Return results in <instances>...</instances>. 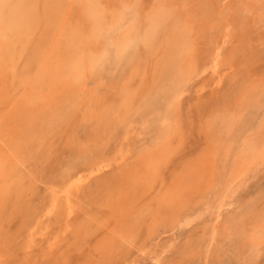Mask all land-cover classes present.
Returning <instances> with one entry per match:
<instances>
[{
  "label": "rangeland",
  "instance_id": "rangeland-1",
  "mask_svg": "<svg viewBox=\"0 0 264 264\" xmlns=\"http://www.w3.org/2000/svg\"><path fill=\"white\" fill-rule=\"evenodd\" d=\"M152 1L155 0H144L148 5ZM234 1L191 0V4L195 3V9L201 11L203 8L206 12L211 8L222 10L235 4ZM155 43L140 49V59H143L136 64L142 81L139 77L133 80V67L127 69L124 63L105 62L96 75L89 78L88 91L93 93L90 102L87 98L86 106L78 109L73 103L67 104L64 111L53 116L54 123H49L52 116L45 117L34 141L27 140L26 136L17 137L20 139L17 152L12 153L3 144L6 130L9 131L7 136H12L11 131L17 124L5 122L1 124L3 127L0 125V150L8 160L4 192L0 193V264H264V158L251 163L242 176L236 177L234 173L237 161L247 159L249 142L264 119L263 43H248L246 49L242 48L240 57L225 60L216 70L207 69L198 78V75L191 77L182 84L187 93L176 103L172 99L175 84L172 78L162 75V68L166 67L162 62L166 59L154 55L160 51L157 49L159 44ZM143 61L145 63H141ZM124 71L128 73L123 74ZM151 73H154L153 77ZM236 83L241 88H237ZM128 84L135 90L134 102L127 112L120 114L116 104L122 102ZM245 84L247 87L258 86L256 89L260 93L257 91L252 99L242 97L240 112H233L240 101L239 90L245 89ZM106 104L120 114L113 124L111 138L115 140L110 138L103 143L105 154L92 150L93 156L89 149H84V144L87 145L95 130L84 120V114L87 108L99 114ZM172 143L175 150H172L169 162L164 160L159 168V175L164 171L163 181L157 179V183L171 185L179 178L180 171L191 165L205 174L199 187L185 193L177 216L160 208L161 203L158 205L156 190L159 185L145 190L143 183L137 184L131 177L133 173H140L146 156L166 144L171 147ZM70 183L73 185L69 186ZM128 197L132 203L129 206ZM122 205L131 209L125 213ZM131 213L135 215L129 219ZM126 231H130L129 236ZM258 232L261 233V247L254 253L251 244Z\"/></svg>",
  "mask_w": 264,
  "mask_h": 264
},
{
  "label": "bare ground",
  "instance_id": "bare-ground-1",
  "mask_svg": "<svg viewBox=\"0 0 264 264\" xmlns=\"http://www.w3.org/2000/svg\"><path fill=\"white\" fill-rule=\"evenodd\" d=\"M155 2L156 0L152 4L149 3V5L147 4L148 2L147 3L145 2V5H147L145 6V8L146 9L151 8ZM165 2L173 10V16H172V19L169 25L165 27V29L161 32L160 36L154 41L159 44V46H157V49H160V51L158 52L156 51L154 55H156V57H160L161 59L162 58L164 60L166 59L165 61H168L167 63L165 61L162 62V63H165L164 65H166L165 68H162V75L163 76L166 75L167 77L172 78L175 84V88L173 90V96H172V99L174 100L175 103L180 102V99L182 98V96L185 93H187L186 88L182 84H184L186 81H189L191 77L198 75L196 77L198 78L201 72H205L207 69L216 70V68L220 66V63L224 62L225 60L226 61H228L229 59L234 60L235 58L240 57V54L242 55L243 53L242 48L244 49L246 47L245 45H247L248 43H251V42L255 44L263 43V46H264V0H236L234 1L236 2L235 4L232 5L231 3V6L229 5V7L227 8L225 7L222 10H218V11L215 9L212 10L211 8V10H207L206 12L202 11L203 8L201 9V11L197 10L198 8L195 9V7H193L195 3L192 5L191 0H165ZM95 3H96V0H0V125L5 122H12L13 124H17L13 132L11 131L12 136L14 135L13 138L11 134H8L7 136V133L9 132V131L7 132V130H6L5 137L3 136L5 138V143L3 144L7 145V147H9L8 149H10L12 153L17 152L20 148L19 147L20 139H18L17 137L21 138L23 136H26L28 137L27 140L30 139L31 141L32 140L34 141L35 138H37L36 135L40 133L38 132L39 124L45 121V117L47 118L49 116L53 117L57 115V113H59V111H62L64 108H66L67 107L66 105L69 103L70 104L73 103V105L77 107V109L78 107L84 108L86 106L85 102H87L86 99L89 98V102H90V97L93 96V93L88 91L90 90L88 88L89 78L92 76H95L96 73L99 71L100 66L103 65L105 62L113 61L114 65L115 64L119 65V63H124L125 65H127L126 66L127 69H128V66L130 69L132 67L135 69L133 70V75H131L133 76V80L136 81V78L139 77V72H138L139 65L136 63L140 59V50L136 52H132L128 56L123 57L120 60H116L112 58L110 54H108L109 52H108L107 45L105 43V37L103 36L102 32L100 31V27H99V20L103 16V10H98L95 7ZM105 3L114 5V0H105ZM208 3L209 2H207L206 6H208ZM201 6H203V4ZM255 47L257 46L255 45ZM154 48L155 47H153V49ZM151 49L152 48H150V50ZM157 49H154V51ZM76 54H86L93 70L85 73L83 76L79 78H70L66 74L65 69L69 61ZM151 55L153 56V54ZM146 56L144 55V57ZM253 56L255 55L253 54ZM142 59H140L139 61H141ZM144 60L146 61L145 58ZM145 61L141 63H145ZM247 62L249 63V61ZM157 64H159V60ZM146 65L147 64H145L144 67H146ZM121 66H118L119 69ZM123 68L121 69L124 70ZM155 68H157V66ZM148 70L147 72H149ZM127 71H124L123 74L128 73ZM153 74L151 73L150 76L153 77L152 76ZM146 75H148V73ZM139 80L142 81L143 79L139 77ZM132 82L134 83V81ZM256 84H258V82ZM262 84L263 83H261V85ZM146 87L145 89H147ZM238 87H239V84L237 85V88ZM244 87L245 89H243L242 91L239 90L240 93L238 92L240 94V98L238 97L240 101H238V103L236 102L237 104L235 105H237V107H235L236 108L235 111L232 109L233 112H238V111L240 112L241 110L240 108L242 107V100H243L242 97L252 99L256 96V94L260 93L258 89H256L258 86L256 87V85L254 84L248 87L245 84ZM127 88H128V92H125L124 97L122 98V102H119V104H116V108H118V111L120 114L127 112L128 108H130L134 102L135 90L129 84ZM263 88H264V85H263ZM234 91L236 90L234 89ZM233 92H231V94L234 95ZM228 95H230V93ZM139 96L140 95H138V98ZM138 98H137V101H138ZM165 98H167V96H165ZM232 98L235 99L236 97H232ZM223 99L225 100V98ZM218 101H221V100H218ZM110 102H112V99ZM90 104L91 103H89V105ZM161 104H163V102ZM157 106L159 107V105ZM103 107H104L102 108L104 109L103 112L99 114L88 111V108L84 114L85 115L84 120H86L87 123H91L94 126L93 131L95 130V133L91 139L88 133L87 139L89 138L90 141L87 142V145L84 144L85 148L83 147L86 150L89 149L88 151L90 153L93 150L96 153L101 154L103 152L105 154V152L103 151L104 149L103 147L106 144V141L112 137L111 135L113 132L112 130H113L114 121L120 115L118 112L115 111L116 110L115 108H114L115 110H113V107H111L110 104H106ZM137 107L138 106L134 108L137 109ZM161 114L162 113H160V115ZM121 117L120 119H122ZM49 123H54V117H53V120H51V122ZM21 125L24 127L21 128ZM1 126L3 127V125ZM4 126L6 128L8 125H4ZM90 134L92 135V133ZM118 135H119V132H118ZM113 139L111 138V140ZM172 140L174 141V139ZM104 142L105 144H103ZM107 143L110 146V143L109 142ZM11 145H13V148H11ZM74 146L75 145H73L72 147ZM171 147L169 144H166L165 146L161 148V150H158L155 153H152L146 156L145 163L143 164L142 162L140 173L138 175L133 173L131 177L133 180L136 181L137 184L143 183L144 184L143 187L145 190L149 187L159 185L157 186L158 188L156 190L157 191L156 198L157 200L159 199L158 205L161 203L162 207L160 208L164 210L167 209L170 212V214L176 213V216H177L180 212L178 208L184 202L185 193L195 190L197 187H199L200 184H202L205 180V174H203V171H200L197 166L191 165L187 167L185 171H180L181 169L179 168L180 176L177 179V181L173 182L171 185H166V184L162 185V184H159L160 182L157 183V179L159 181H163L162 175L164 171H162L163 173L159 175V168H161L164 162L168 160L172 150L174 151L176 146L174 147L172 143ZM76 149L79 150L77 147ZM77 150L75 153H78ZM86 150L85 152H87ZM3 152L0 150V193L4 192L3 183L5 180V173L7 169V163H8V160L6 157H4ZM85 157L86 156H84V158ZM259 158H264V119L260 125L258 133L254 135V137L249 142V153H248L247 159L245 158L244 161H237L236 163L237 166L234 172L235 176L236 177L242 176L244 171H246L247 167L251 163H253L256 159H259ZM79 159H83V158H79ZM181 168L183 167L181 166ZM203 169H204V165H203ZM211 171L212 170H210V172ZM218 171L219 170H217V172ZM181 172L183 173L181 174ZM218 173H221V172H218ZM223 179H221V181ZM232 179H235V178H232ZM165 181L166 180H164V182ZM71 185H73V183H70L69 186ZM28 188H32V187L28 185ZM113 188L114 186L112 187V189ZM128 199H129V202H128L129 204L128 205L126 204L128 200L125 201L124 203L127 206L132 204L130 203V197H128ZM135 202L136 201H134L133 203ZM189 202L190 201H188V203ZM124 206L122 205V209L124 208ZM132 208H133V205H132ZM133 209L131 211H133ZM123 210H125V213L129 211L127 208H124ZM131 215H133L132 216L133 218L135 214L131 213L130 216H128L129 219ZM179 217L177 218L178 220H179ZM136 218H137V215H136ZM125 219H127V217ZM137 228H139V226ZM114 231H116V228L115 230H113V232ZM120 232H121V229H120ZM126 232L129 233L130 231H126ZM126 232L124 233L126 234ZM128 233L127 235L129 236L130 233L129 234ZM260 235L261 233L258 232L254 237L255 239L254 244H251L252 246L254 245L252 248L254 249V253H256L257 250L261 247L260 246L261 244L259 243ZM251 245L249 244V246Z\"/></svg>",
  "mask_w": 264,
  "mask_h": 264
},
{
  "label": "clouds",
  "instance_id": "clouds-1",
  "mask_svg": "<svg viewBox=\"0 0 264 264\" xmlns=\"http://www.w3.org/2000/svg\"><path fill=\"white\" fill-rule=\"evenodd\" d=\"M95 7L103 10L100 31L109 54L116 60L152 45L173 16L165 0H156L147 9L144 0H114V5L96 0ZM92 70L86 54H76L65 69L70 78H79Z\"/></svg>",
  "mask_w": 264,
  "mask_h": 264
}]
</instances>
